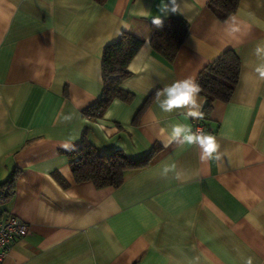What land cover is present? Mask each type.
Masks as SVG:
<instances>
[{
    "label": "crops",
    "instance_id": "1",
    "mask_svg": "<svg viewBox=\"0 0 264 264\" xmlns=\"http://www.w3.org/2000/svg\"><path fill=\"white\" fill-rule=\"evenodd\" d=\"M207 1L178 0L173 15L189 30L167 62L149 43L159 0H0V182L18 173L0 218L28 225L0 264H244L249 256L264 264V79L254 72L264 0H240L222 21ZM233 16L240 30L229 34ZM123 31L143 39L121 85L132 97L88 117L83 109L102 89V49ZM227 49L241 61L228 101H214L207 119L160 110L159 91L196 80ZM177 123L214 135L222 159L202 161L195 145L165 147ZM82 139L103 153L152 156L119 186L97 188L71 172L67 152Z\"/></svg>",
    "mask_w": 264,
    "mask_h": 264
},
{
    "label": "trees",
    "instance_id": "2",
    "mask_svg": "<svg viewBox=\"0 0 264 264\" xmlns=\"http://www.w3.org/2000/svg\"><path fill=\"white\" fill-rule=\"evenodd\" d=\"M103 4L106 0H93ZM240 0H208L207 8L220 21L235 12ZM149 43L152 50L167 62H171L184 42L189 30L188 22L181 16L172 15L164 19L163 28L149 23ZM143 39L128 31H123L116 40L106 44L101 54L102 89L99 98L83 109L88 117H98L114 99L127 101L132 97L122 88V82L130 75L128 65L141 47ZM241 61L233 49L223 51L215 60L206 64L199 72L196 82L201 87L199 96L205 102L203 119L209 117L214 101H228L236 87ZM155 92L144 102H149ZM70 168L76 182L91 181L97 188L119 186L127 172L144 167L150 161L151 152L141 158H130L120 150L107 153L99 151L92 143L82 139L78 146L67 152ZM17 170H13L6 180L0 182L1 203L7 202L14 193ZM3 211V210H0ZM2 213V212H1Z\"/></svg>",
    "mask_w": 264,
    "mask_h": 264
},
{
    "label": "clouds",
    "instance_id": "3",
    "mask_svg": "<svg viewBox=\"0 0 264 264\" xmlns=\"http://www.w3.org/2000/svg\"><path fill=\"white\" fill-rule=\"evenodd\" d=\"M156 7L159 14L152 18V24L157 28H163L165 18L173 14H180L178 0H159ZM226 23V31L229 34L240 30L236 17H230V20ZM255 56L259 63L255 65L254 72L258 74V78L264 79V45H258L255 48ZM201 90L200 85L193 77L176 80L157 93L158 107L164 113L185 109L186 118L203 119L204 113L201 110L203 102L198 100ZM161 132H164V129H161ZM172 143L198 146L202 161H220L223 156V153L219 151L220 145L214 135L207 134L199 128L194 132L189 125L177 123L171 126V133L165 147L170 146ZM65 147L68 146L65 145ZM174 168L175 165L165 166L162 174L166 176ZM244 264H253V258L251 256L247 257Z\"/></svg>",
    "mask_w": 264,
    "mask_h": 264
},
{
    "label": "built area",
    "instance_id": "4",
    "mask_svg": "<svg viewBox=\"0 0 264 264\" xmlns=\"http://www.w3.org/2000/svg\"><path fill=\"white\" fill-rule=\"evenodd\" d=\"M27 233L28 225L19 218L13 215H8L3 219L0 218V263L3 261L12 243L17 239L23 238Z\"/></svg>",
    "mask_w": 264,
    "mask_h": 264
}]
</instances>
